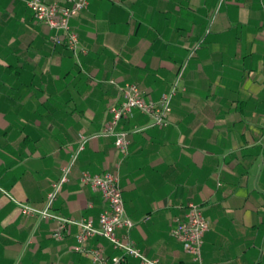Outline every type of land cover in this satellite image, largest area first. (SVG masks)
<instances>
[{"label": "crops", "instance_id": "obj_1", "mask_svg": "<svg viewBox=\"0 0 264 264\" xmlns=\"http://www.w3.org/2000/svg\"><path fill=\"white\" fill-rule=\"evenodd\" d=\"M26 1L0 0V264H92L74 250L75 226L55 239L53 219L16 201L43 207L80 135L120 102L117 85L156 100L183 66L167 125L145 127L133 110L118 128H145L125 157L112 137L88 139L52 211L96 224L105 203L80 174L114 172L132 224L117 235L147 258L195 264L171 235L193 202L209 222L201 264H264V0H88L70 19L79 56L50 40ZM87 246L122 256L100 236Z\"/></svg>", "mask_w": 264, "mask_h": 264}, {"label": "built area", "instance_id": "obj_2", "mask_svg": "<svg viewBox=\"0 0 264 264\" xmlns=\"http://www.w3.org/2000/svg\"><path fill=\"white\" fill-rule=\"evenodd\" d=\"M224 0L218 1V6ZM26 4L34 18L45 24L53 31L50 40L55 45H61L76 56L85 54L86 49L79 44L77 33L71 27L70 19L88 6V0H27ZM209 29L206 30V33ZM192 54V52H191ZM184 66L181 67L171 83L170 87L161 93L158 99L147 98L144 91L138 85L125 82L117 85L114 80L111 83L117 85L121 92L119 103L111 104L108 108L110 118L104 126L90 136L80 135L77 150L71 155L69 162L62 168L60 177L51 184L42 208H35L27 203L17 202L20 212L25 215H33L42 219H53L55 228L52 236L62 239L65 232L71 226L77 228L75 234L76 244L74 250L89 256L92 264H121L126 256L138 258L142 264H163L158 259H150L144 256L134 245L127 234L117 235L118 229H129L132 224L125 215L119 177L114 172L90 173L83 171L79 180L81 184L91 186L100 192L105 203L99 213L96 224L91 219H73L56 214L52 206L62 186L68 181V175L74 165L78 153L84 148L88 139L97 137H112L116 151L123 157L129 153L130 135L141 131L145 127L165 126L168 123L171 112V102L180 89ZM138 110L149 118L145 127L134 126L132 129H119V122ZM1 192L5 191L0 188ZM15 200V199H12ZM209 229V222L202 212L201 206L189 202L183 218L175 219V225L171 229V235L178 240L195 264H201V245L205 232ZM100 236L106 239L111 246L120 251L122 256L110 260L99 247L89 248L87 242L91 237Z\"/></svg>", "mask_w": 264, "mask_h": 264}]
</instances>
